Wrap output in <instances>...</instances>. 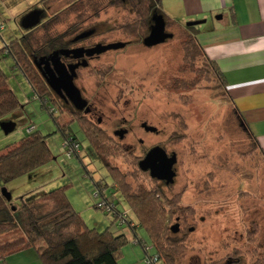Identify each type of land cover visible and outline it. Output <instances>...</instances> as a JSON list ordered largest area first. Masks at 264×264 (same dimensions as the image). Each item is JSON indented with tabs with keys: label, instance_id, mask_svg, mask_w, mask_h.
Returning <instances> with one entry per match:
<instances>
[{
	"label": "rangeland",
	"instance_id": "obj_1",
	"mask_svg": "<svg viewBox=\"0 0 264 264\" xmlns=\"http://www.w3.org/2000/svg\"><path fill=\"white\" fill-rule=\"evenodd\" d=\"M40 1L0 0V26L4 25L0 29V49L54 13H60V20L52 26L53 34L77 21L75 12L63 11L67 0H54L47 8ZM85 1L82 30L96 29L92 41L129 42L92 61L74 82L82 97L97 107L98 112L89 118L107 133L106 142L113 149L99 157L78 122L73 121L70 127L80 142V151L68 156L64 134L13 58L6 56L0 67L22 108L10 117L15 123L12 131L7 132L0 120V154L27 136V126L34 124L36 131L46 136L54 158L31 175L8 185L0 182L2 193L15 206L23 194L32 197L37 192L63 187L90 228H110L129 237L119 264H149L143 245L150 255L156 251L147 232L138 227L140 241L135 240L128 223L121 224L114 220V212L97 206L104 199L95 196L100 189L117 210L129 214L137 223L108 165L121 172L134 188L138 184L160 186L168 198L180 195V204L193 208V213L186 212L178 221L174 217L171 223L180 226L178 231H172L174 234L188 235V250L178 264L226 260L236 249L247 263L264 264V155L222 79L203 61L200 51L189 44L191 31L187 26L166 25L172 36L148 46L122 28L134 17L128 5L94 0L100 6L96 16ZM55 108L54 115L60 122L71 121L69 114L61 115L59 107ZM144 122L158 131H146L141 126ZM121 128L129 130L123 139L115 134ZM154 145L177 154L176 176L171 185L152 180L138 170L136 158ZM16 236L1 234L0 241Z\"/></svg>",
	"mask_w": 264,
	"mask_h": 264
},
{
	"label": "trees",
	"instance_id": "obj_2",
	"mask_svg": "<svg viewBox=\"0 0 264 264\" xmlns=\"http://www.w3.org/2000/svg\"><path fill=\"white\" fill-rule=\"evenodd\" d=\"M52 1L54 0H41L40 2L47 8ZM87 1L97 16L100 12L97 1ZM86 3L85 0H67L63 11L75 12L77 17L75 23L63 32L53 34L50 30L60 20V13H54L22 36L6 43L0 49V62L6 56H11L16 67L23 72L36 96L54 118L65 138L72 136L77 139L70 127L71 122L77 121L85 138L90 142L96 154L102 158L113 149L106 142L107 133L100 129V126L95 125V122L82 111L62 106V103L53 97L54 93L35 62L42 57H49L54 50L65 46L66 37L82 31V22H84L82 9ZM162 4L163 0H109V5H128L134 17L122 28L140 39L149 34L155 15L162 16L166 25L174 23L163 12ZM187 29L191 31L189 44L200 51L203 61L210 65L227 88L224 74L216 62L211 60L204 51L199 39L200 31L196 29L195 23L188 25ZM40 30L42 33L38 34ZM50 103L53 107H50ZM56 105L61 115L66 113L71 116L70 122L62 123L59 118L55 117ZM21 108L20 100L9 86L8 78L0 67V120L15 114ZM241 119L246 124L242 116ZM246 127L248 128L247 124ZM253 137L264 155L260 143L255 136ZM142 156L136 158L138 170H141L138 162ZM53 158L46 136L35 129L18 143L9 145L6 152L0 154V182L8 185L22 176L31 175L51 162ZM106 167L109 168V174L119 184V190L136 215L137 223L133 224L128 214L124 222L128 223L133 231L135 240L140 241L137 237V229L138 227L143 228L150 237L156 251L155 254L159 256L162 264H178L188 250V235L187 232L182 235L174 234L172 232L174 225L171 223L174 217L178 221L185 217L186 212L193 213V208L182 206L180 195L168 198L160 186L148 188L143 184H138L134 188L116 168L108 165ZM141 172L147 174L152 180L159 181L152 178L149 172L143 170ZM97 186L101 185L98 183ZM100 191L101 195L106 198L102 190ZM19 199L21 202L14 206L0 190V235L18 234L10 240L0 241L1 263H6L10 256L18 252L34 249L43 264H119V259L123 255V247L129 242V237L124 233H115L110 228L103 231L90 228L81 214L73 207L65 188L59 187L51 191L37 192L32 197L26 193ZM106 200L109 199L106 198ZM113 212L114 220L121 222L120 219L125 212L117 210L115 203ZM143 247L147 253L144 245ZM208 264L250 263H247L241 251L236 249L226 260H214Z\"/></svg>",
	"mask_w": 264,
	"mask_h": 264
},
{
	"label": "crops",
	"instance_id": "obj_3",
	"mask_svg": "<svg viewBox=\"0 0 264 264\" xmlns=\"http://www.w3.org/2000/svg\"><path fill=\"white\" fill-rule=\"evenodd\" d=\"M162 10L176 26L195 23L205 53L224 74L231 99L264 151V0H163ZM11 116L2 120L7 132L14 129ZM4 264L43 263L27 249Z\"/></svg>",
	"mask_w": 264,
	"mask_h": 264
},
{
	"label": "water",
	"instance_id": "obj_4",
	"mask_svg": "<svg viewBox=\"0 0 264 264\" xmlns=\"http://www.w3.org/2000/svg\"><path fill=\"white\" fill-rule=\"evenodd\" d=\"M194 24V22H190L189 25ZM90 33V32H89ZM84 36V35H83ZM172 34L166 32V22L162 16L155 15L153 16V25L151 28L150 34L145 38L144 42L146 45H156L158 43L164 42L165 39L171 37ZM82 37V36H79ZM126 46L125 42H115L108 45H101V48H93V49H66L61 50V52H54L49 57H42L39 60H36V65L38 63H45L50 65V61L54 59H60V54H70L75 53L76 57L83 56L84 52L88 54H92L94 52H101L108 49H117ZM39 66V65H38ZM64 66L65 72L62 74H56L55 71H47V80L49 84L55 85L59 82H62L68 85L69 90L71 92L72 99L78 109H83L87 105V101L82 97L80 89L74 83V76L76 75V67L78 65H70L69 69ZM46 73V72H45ZM146 126L148 131H156L157 128L154 126L148 125L146 122L143 124ZM6 131L9 128H5ZM116 135L119 136L120 139H123L125 134L127 133L126 129H120L115 132ZM177 163V154L173 152L171 155L167 152L165 148L160 145L154 146L152 149L148 151L146 156L140 160L139 167L143 171H150L151 177L156 178L161 181H165L166 184H173L175 181L176 171L175 164ZM173 232L179 230V224H175L173 226Z\"/></svg>",
	"mask_w": 264,
	"mask_h": 264
},
{
	"label": "flooded vegetation",
	"instance_id": "obj_5",
	"mask_svg": "<svg viewBox=\"0 0 264 264\" xmlns=\"http://www.w3.org/2000/svg\"><path fill=\"white\" fill-rule=\"evenodd\" d=\"M152 25L150 27L149 34L151 32ZM96 32L97 31H96L95 28H86V29H84V30L76 33L69 40H66L65 46H62L61 48L54 50L52 52V54L54 52H56V51L61 52V50H66V49L83 48V49L86 50V49H93V48H97V47L99 49V48H101V45L104 46V45H108V44H111V43H115V42L106 43V42H103V41H92V37L94 35H96ZM166 32H168L167 31V28H166ZM79 36H82V37H79ZM147 36H145L143 38V43L144 44H145L144 40H145V38ZM116 42H119V41H116ZM120 42H125L126 43V46L129 43L128 41H120ZM158 44H160V43H158ZM126 46H124V47H126ZM124 47H121V48H124ZM121 48H117V49H121ZM117 49H108V50L101 51V52H94L92 54H88L87 52H84L83 56H80V57H76L75 56V53H70L68 55L67 54H60V59H57L56 58L54 60H51L50 61V65L39 62L38 63L39 66L38 65H36V66H37L38 70L40 71L41 75L45 78V80L49 84V82H48V80L46 78L47 71H52L53 70V71H55L56 74H62V73L65 72V69H64V66L63 65H65V67L67 69H69L70 65H76L77 64L78 67H76V69H75L76 70V75L74 76V82H75V80L80 76L81 69L88 68L90 66V63L92 61L99 60L100 57L105 52L110 51V50H117ZM49 86H50L52 92L54 93V95L56 96V98L62 103L63 106H66V108H69V109L71 107H72V109L76 108V110L82 111L83 113H85L88 116H90V115L91 116H94L98 112L97 111V107L94 106L93 104L89 103L88 100H86V99H85L87 101L86 107H84L83 109H78L76 107L73 99H72L71 92L69 90L68 85H66V84H64L62 82H59V83L55 84L54 86L51 85V84H49ZM98 123H101V118L98 119ZM144 123H141V126L146 131H148L146 129V126L143 125ZM126 130H127V133H128L129 130L128 129H126ZM157 131L158 130H156V131H148V132H157ZM115 132H117V130ZM139 141H140V143H143V139H140ZM154 146H156V145H154ZM154 146H151L149 149H147L145 151V153L143 154V156H142L141 159H143L146 156V154L148 153V151L150 149H152ZM169 155H171V154H169ZM140 160H139V162H140ZM139 162H138V165H139ZM146 172H149V174H150V171H146Z\"/></svg>",
	"mask_w": 264,
	"mask_h": 264
},
{
	"label": "built area",
	"instance_id": "obj_6",
	"mask_svg": "<svg viewBox=\"0 0 264 264\" xmlns=\"http://www.w3.org/2000/svg\"><path fill=\"white\" fill-rule=\"evenodd\" d=\"M2 28H4V25L0 26V29H2ZM35 129H36V126L34 124H32V125L28 126L27 132L31 133ZM63 146H64V148H66L68 156H72L73 154H77L80 151V142L78 141V139H74L72 136H68L67 138H65V142H64ZM95 196L96 197L102 196L101 191L98 190L97 192H95ZM98 205H99V207L103 208L106 212H113L114 203H112L109 200H106V198H104L101 202H99ZM126 216H127V214L124 213L120 219L121 220L120 223L125 222ZM145 248L147 250L146 261L149 264H162V262L160 261L159 256L157 254L154 253L153 255H150L149 249L147 248V246H145Z\"/></svg>",
	"mask_w": 264,
	"mask_h": 264
}]
</instances>
